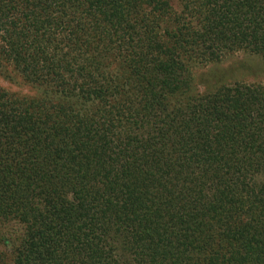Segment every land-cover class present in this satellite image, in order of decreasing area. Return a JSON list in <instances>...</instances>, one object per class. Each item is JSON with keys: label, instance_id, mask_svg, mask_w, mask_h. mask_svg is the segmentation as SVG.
<instances>
[{"label": "trees", "instance_id": "1", "mask_svg": "<svg viewBox=\"0 0 264 264\" xmlns=\"http://www.w3.org/2000/svg\"><path fill=\"white\" fill-rule=\"evenodd\" d=\"M8 68L0 264H264V0H0Z\"/></svg>", "mask_w": 264, "mask_h": 264}, {"label": "rangeland", "instance_id": "2", "mask_svg": "<svg viewBox=\"0 0 264 264\" xmlns=\"http://www.w3.org/2000/svg\"><path fill=\"white\" fill-rule=\"evenodd\" d=\"M239 79L243 81L257 83L260 81H264V72L257 75L243 73ZM0 88L6 90L7 92L13 95L18 96H33L35 94V92L32 90V87L27 86L22 81L21 77L17 73H15L14 70H12L11 68H8L2 73H0Z\"/></svg>", "mask_w": 264, "mask_h": 264}]
</instances>
